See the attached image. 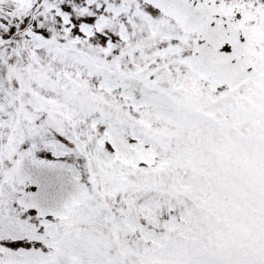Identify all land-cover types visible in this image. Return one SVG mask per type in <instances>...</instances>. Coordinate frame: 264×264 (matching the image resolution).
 Wrapping results in <instances>:
<instances>
[{"label": "rangeland", "instance_id": "374dc122", "mask_svg": "<svg viewBox=\"0 0 264 264\" xmlns=\"http://www.w3.org/2000/svg\"><path fill=\"white\" fill-rule=\"evenodd\" d=\"M40 1L0 0V53L5 50L12 54L9 56L13 57L12 62L27 71L26 84L38 95L50 99L47 103L51 111L60 121L73 126L68 127L73 130L78 145L83 147L69 143L58 119L46 117L42 106L36 108L32 104L30 95L26 96V112H22L19 123L14 124L11 95H6L4 83L8 63L0 56V264H55L56 247L68 228L101 232L118 240L121 229L108 231L103 225L101 208L106 206L93 187L92 178H101L104 173H112L118 189L121 183L132 189L128 195L122 191L113 193V197L107 199L109 202L125 205L132 199L139 205L160 202L157 215L169 217L174 212L170 205L173 201L165 193L171 196L180 193L176 188L174 191L166 189L162 176L172 174H168L164 166L169 162L175 168L178 159L188 153L190 162L195 165L214 155L204 173H219L224 184L237 190L230 192L237 199L226 204L217 202L218 212L230 216L231 229L245 233L248 263L257 261L252 257L257 255L261 261L258 264H264V112L252 115L244 111L260 101L263 103L264 98V0H188L199 8L205 20L211 14V21L201 25L199 34L197 24L192 23L190 27L182 24L185 20L179 18L182 9L172 4L173 0H136L145 13L161 15L164 27L176 36L172 42L179 43L167 48L171 42L166 45L168 37L159 33L163 42H159L158 49L140 48V56L145 60L132 64L143 74L150 75L149 78L151 74L176 73L183 83L180 98L193 103L207 99L210 93H225L221 109L239 113L238 122L232 118L221 129L226 132L229 146L217 143V126L203 128L201 121L194 118V110H186V116L182 117L163 98H146L132 80L115 79L85 66L69 51H62V55L52 52L40 40L26 34L33 32L37 17L70 39L85 40L91 35L88 44L96 45L97 53L108 59L109 47L121 44L124 31L138 20L134 7L124 12L119 6L121 0H51L52 5L47 9L44 6L36 9ZM62 1L82 3L89 7L92 15H76L75 10L64 9ZM208 24V29L215 26L222 30L223 42L213 39L210 45ZM101 26L104 28L99 29ZM12 40L15 41L11 43ZM137 59L139 57L131 58L132 61ZM185 64L193 68L187 70ZM252 72L258 80L248 83L245 74ZM10 74L12 92L18 94L21 73ZM64 79L72 88L82 84L86 93L69 94L61 83ZM236 80L240 82L234 87L237 90L226 91ZM249 89L253 94L252 102L248 96L241 100L250 106L238 107L240 94L246 96L244 91ZM86 101L92 105H87ZM83 107L85 111L81 110ZM235 122L239 126L232 133ZM256 124L262 129H254L258 143L249 149L242 144L240 136L246 138L248 131H251L249 136L255 135L252 125ZM175 134L181 140H177ZM35 139L38 143L34 145L32 140ZM7 143L11 146L10 153L6 150ZM203 174L204 186L219 182L213 177L204 182ZM128 177L135 180L140 177L139 181L151 179L146 186ZM181 197L193 200L192 193L185 192ZM251 204L258 207L256 212L252 211ZM239 238L237 248L243 241L241 236ZM85 244H79L85 249V255L94 251ZM210 261L207 264H211Z\"/></svg>", "mask_w": 264, "mask_h": 264}, {"label": "trees", "instance_id": "16d2710c", "mask_svg": "<svg viewBox=\"0 0 264 264\" xmlns=\"http://www.w3.org/2000/svg\"><path fill=\"white\" fill-rule=\"evenodd\" d=\"M110 2H113V0ZM61 3L64 9L75 10L76 15L84 16L88 13L92 15L89 7H86L82 3H73L71 1H62ZM50 5H52L51 0H41L36 5V9L41 6L47 8ZM119 6L124 12H127L129 7L138 9L139 15L136 23L140 24L143 30L136 27L135 23L128 32L138 34L139 36L142 35L143 38L140 36V38L143 39L142 44L151 42V29H162L164 25L160 17H152L151 14L144 15V10L139 8L136 0H121ZM182 6L185 7V5ZM196 13L192 14H196L201 20V15L199 14L201 11ZM197 17L194 18L197 20ZM43 18L46 19L45 16ZM45 24L44 20L36 19L35 32H29L28 34L38 38L44 46L49 48L52 47L51 49L55 48V50L59 52L63 50L71 51L74 56L81 58V60L89 66L103 70L110 68L117 71H110L113 74L119 72L116 66L125 61L128 54L134 55L132 53V48L140 44L138 42H141V39L138 38V42L127 40L124 41L123 44L112 45L109 47V51H111L109 56L112 59H109L110 57L107 59L102 53H100V55L97 53L96 45L90 46L88 44L92 37L91 35L87 36L85 40H73L60 34L56 31L55 27L46 26ZM103 28L104 26L99 27V29ZM10 55L12 54H8L7 51L1 50L0 56L3 57V60L11 63L13 57H9ZM250 76H252V74ZM251 80L256 81L258 78ZM20 83L22 84V88L20 93L16 95V100L14 102L20 105V111L26 112V96L30 95L37 108L40 105L42 106L43 114L49 117L52 116L53 114L49 113L50 110L45 104L44 98L39 97L33 92L29 85L26 84V80L25 82L20 81ZM248 83H250L249 80ZM63 84L69 87L64 82ZM235 86L236 84L233 85L232 89H234ZM179 90L180 85L177 83L176 76L172 73L163 76L154 91L157 92L156 95L172 103L183 114H185V111L188 109L194 110V118L197 117L205 129L217 126L216 140H219L217 143L221 145L224 143L228 146L231 145L226 139V132H223L221 129H224L232 118L234 119L233 121H237L239 113L224 112L221 109L220 102L225 100V96L227 95L222 93L223 95L210 96L205 100L195 101L193 103L192 101L179 98ZM251 92L252 91L249 89V91H244V93L247 94L246 96L240 94V99H238L239 101L237 103L238 107L248 108L250 106V103H243L241 98L248 96V99L252 102L253 94H251ZM254 95L256 96L257 94ZM260 97L263 98L262 95ZM262 101L263 103L260 101L255 107L245 109L244 111L252 115L263 113L264 98ZM88 105H92V103ZM234 124L235 123H233L231 128L232 133L235 132ZM68 126L72 125H65L64 134L67 135L65 138L69 140V143H74L75 146L82 149L83 146L78 145L75 136L73 137V130ZM37 143V139L32 140V144L35 145ZM10 147V144L7 143L6 150L8 153L11 151ZM43 147L46 148L45 145ZM25 155L27 156L26 151ZM189 156L190 153H188L185 158H179L175 168L170 166L169 162L165 163L164 167L169 170L168 174H172L162 176L163 182L166 184V189L174 191V188H176L180 193V195L171 196L163 192L173 201L170 205L174 208V212L167 218L157 215V208L161 205L160 202H146L141 203V205L136 201L130 202L127 205L123 202L117 204L116 202L113 203L110 201V203L107 199L111 197L113 193L122 191V193L126 195L129 194V190H132L129 189L126 184L123 185V183H121L118 189L114 184L115 177L112 173H104L103 177H101L102 179L99 177L92 178L95 182L93 187L100 195L98 199L104 202L106 206L104 209L101 208V210L104 211L103 225L108 231L116 230L117 228L121 229V231L119 230L121 236L118 240H113V238L109 237L95 236L93 233L87 236L86 232L80 229L73 230L72 233H69V235H66L60 240L57 248L56 263L203 264L205 260L210 259L212 264H257L248 263V259L246 258L247 251L244 249L247 243H243L242 241V246L237 248V239H240L239 236H241L242 239L245 240V233L237 229H231L232 220H230V216L222 211L219 213L217 209V202L220 201L226 204L228 201L237 199V197L234 198V195H230V190L237 192L236 188L227 185H223L219 188L221 185L219 184L214 190L210 185L204 186L202 183V174L205 172L206 167H210L208 161L211 156H208L201 164L197 163V165L190 162ZM161 165L162 162L160 163V166ZM128 179L132 182H136L135 179H130L129 177ZM203 181L206 182L204 179ZM149 182L150 181L146 182L144 180L141 183ZM137 183H140V181ZM200 184L201 186L199 187ZM146 186L148 185L146 184ZM1 191L2 190H0V192ZM185 192L192 193L193 200H182L181 196ZM0 195H2V193H0ZM216 197H218V200ZM244 213L246 214V211H244ZM240 223H244V221L240 220ZM83 241L88 242L95 251L90 253L88 260H83V257L78 255V253H80L79 244ZM66 247L69 249V252L65 250ZM232 251H236L237 254H232ZM73 256H76V261L78 263L73 259ZM188 259L191 261L186 263Z\"/></svg>", "mask_w": 264, "mask_h": 264}]
</instances>
